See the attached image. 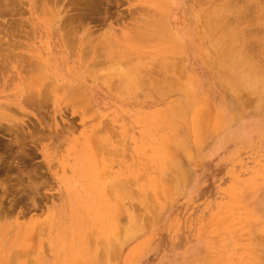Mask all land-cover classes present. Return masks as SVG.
Here are the masks:
<instances>
[{
	"label": "rangeland",
	"instance_id": "374dc122",
	"mask_svg": "<svg viewBox=\"0 0 264 264\" xmlns=\"http://www.w3.org/2000/svg\"><path fill=\"white\" fill-rule=\"evenodd\" d=\"M8 1L0 264H264V0Z\"/></svg>",
	"mask_w": 264,
	"mask_h": 264
},
{
	"label": "bare ground",
	"instance_id": "6f19581e",
	"mask_svg": "<svg viewBox=\"0 0 264 264\" xmlns=\"http://www.w3.org/2000/svg\"><path fill=\"white\" fill-rule=\"evenodd\" d=\"M7 1H8V0H7ZM8 2H9V1H8ZM161 2H162V1H161ZM161 2H160V3H161ZM1 3H2V2H1ZM79 3H80V1H79ZM165 3H166V1H165ZM165 3H164V4H165ZM228 3H230V1H229ZM244 3H245V2H244ZM7 4H8V3H7ZM226 4H227V3H225V5H226ZM222 5H223V4H222ZM227 5H228V4H227ZM0 6H1V4H0ZM228 6H229V5H228ZM3 7H4V6H3ZM5 7H6V6H5ZM222 7H224V6H222ZM245 8H246V7H245ZM2 9H3V10H6L7 8H6V9H5V8H2ZM217 9H218V8H217ZM239 9H241V8H239ZM243 9H244V8H243ZM262 10H263V9H262ZM1 11H2V10H1ZM1 11H0V12H1ZM215 11H216V10H215ZM215 11H214V13H215ZM224 11H225V10H224ZM226 11H227V10H226ZM226 11H225V14H224V15H227L226 13H227L228 11H227V12H226ZM230 11L232 12L233 10L231 9ZM2 12H3V11H2ZM236 12H237V11H236ZM238 12H239V11H238ZM241 12H242V11H241ZM218 13H219V12H218ZM218 13H217V14H218ZM222 13H223V11H222ZM162 14H163V13H162ZM215 14H216V13H215ZM232 14H233V13H232ZM240 14H242V13H240ZM243 14H244V13H243ZM218 15H219V14H218ZM218 15H217V17H218ZM230 15H231V14H230ZM233 15H234V14H233ZM162 16H163V15H162ZM215 16H216V15H215ZM215 16H213V17L215 18ZM220 16H221V15H220ZM222 16H223V14H222ZM234 16H235V15H234ZM160 17H161V16H160ZM237 17H238V16H237ZM220 18H221V17H220ZM223 18H224V17H222L221 19L223 20ZM239 18H240V17H239ZM241 18H242V17H241ZM217 19H219V18H217ZM236 19H238V18H236ZM210 20H214V19L211 18ZM219 20H220V19H219ZM222 20H220V21H222ZM156 21H157V20H156ZM158 23H159V21H158ZM158 23H157V24H158ZM210 23H212V22L210 21ZM218 25H219V23H218ZM219 26H220V25H219ZM158 27H159V25H158ZM161 27H162V25H161ZM161 27H160V28H161ZM227 27H228V26H227ZM160 28H158V29H160ZM154 29H155V28H154ZM163 29H164V27H163ZM155 30L158 31L157 29H155ZM160 31H161V30H160ZM163 32H166V31L164 30ZM230 32H231V31H230ZM230 32H229V33H230ZM160 33H161V32H160ZM224 33H225V32H224ZM221 34H222V33H221ZM227 34H228V33H227ZM227 34L225 33L226 36H227ZM160 35H161V34H160ZM160 35H159V36H160ZM144 36H145V35H144ZM154 36H155V35H154ZM146 37H147V39H148V35H146ZM219 37H220V36H219ZM141 38H142V37H141ZM144 38H145V37H144ZM144 38H143V39H144ZM214 38H215V37H214ZM220 38H223V36L220 37ZM226 38H227V37H226ZM226 38H225V39H226ZM234 38H236V37H233V39H234ZM215 39H216V38H215ZM145 40H146V38H145ZM148 40H149V39H148ZM216 40H218V39H216ZM219 40H220V39H219ZM221 40H222V39H221ZM221 40H220V41H221ZM223 41H224V40H223ZM218 42H219V41H218ZM218 42H216V43H218ZM233 42H234V41L232 40L231 43H233ZM220 43H221V42H220ZM231 43H229V45H230ZM235 43H236V42H235ZM235 43H233L232 45H234ZM218 44H219V43H218ZM220 45H222V44H220ZM235 45H236V44H235ZM235 45H234V47L232 46L233 49L230 48V49H228V50H229V51H232V52H233L234 50H237ZM217 46H218V45H217ZM257 46H259V45H257ZM262 46L264 47V45H262ZM262 46L260 47L259 50H261ZM219 47H220V46H219ZM229 47H231V46H229ZM222 48H223V46H222ZM255 49H256V48H255ZM257 49H258V48H257ZM257 49H256V50H257ZM263 50H264V49L262 48V52H263ZM237 51H238V50H237ZM246 51H247V50H246ZM246 51H244V52H246ZM11 52H12V50H11ZM250 52L253 53L252 51H250ZM226 53H227V51H226ZM228 53L230 54V52H228ZM228 53H227V54H228ZM234 53H236V51H234L233 54H234ZM247 53H248V51L246 52V54H247ZM15 54H18V52H16ZM21 54H22V53H20V55H21ZM23 54H24V53H23ZM23 54H22V55H23ZM222 54H224V56H225V53H224V52H222ZM229 54H228V55H229ZM233 54H232V55H233ZM256 54H258L257 51H256ZM256 54H255V55H256ZM20 55H18V56H20ZM24 55H25V54H24ZM228 55H226V57H227ZM230 55H231V54H230ZM230 55H229L228 57H230ZM238 55H239V53H238ZM247 55H248V54H247ZM255 55H254V56H255ZM222 56H223V55H222ZM234 56H236V55H234ZM250 56H251V55H250V53H249V56H247V60H248V57H249V59L251 58ZM256 56L261 57L259 54L256 55ZM226 57H225V58H226ZM239 57H240V56H239ZM242 57H243V56H242ZM259 57H258V62H259ZM225 58H224V59H225ZM236 58H237V57H235V58L233 57V60L235 59V61L239 62L240 60H239V59L236 60ZM224 59H223V60H224ZM230 59H231V58H230ZM253 59H254V57H253ZM255 59H256V58H255ZM225 60H226V59H225ZM245 60H246V59H245ZM245 60H244V61H245ZM228 61H229V60H228ZM231 61H232V60H231ZM163 62H164V61H163ZM240 62H242V61H240ZM247 62H248V61H247ZM247 62H246V63H247ZM251 62H252V61H251ZM253 62L255 63L256 61H253ZM260 62H261V61H260ZM133 63H134V62H133ZM228 63H229V62H228ZM233 63H234V62H233ZM233 63H232V64H233ZM235 63H236V62H235ZM243 63H245V62H243ZM161 64H162V63H161ZM163 64H164V63H163ZM230 64H231V63H230ZM255 64H257V63H255ZM138 65H139V64H138ZM138 65H134V64H133V67L137 66V69H138V68L140 67V66H138ZM240 65H242V63H241ZM245 65H246V64H245ZM251 65H252V64H251ZM251 65H248V64H247V65L245 66L246 69H245V68H242V66H237V67H239V68H242L241 70L238 69V70H240V71H238V73H239V72H240L241 74L243 73V75H241L240 73L238 74V73L236 72L237 75L235 76V75H234L235 73H234V74H233L234 76H232V77H233L232 79H234L233 82H237V85H238V83H239V85L241 86L240 83H243V81L246 80V79H248V77L251 78L250 75L247 76V75L250 73V71H246V72H245V70L250 69V68L247 67V66H251ZM259 65L262 66V64H260V63H259ZM263 65H264V64H263ZM243 66H244V65H243ZM254 66H255V65H254ZM254 66H253V67H254ZM257 66H258V65H257ZM261 66H260V67H261ZM260 67H259V68H260ZM29 68H30V67H29ZM255 68H256V66H255ZM262 68H263V66H262ZM135 69H136V67H135ZM139 69H144V67L142 68V65H141V67H140ZM252 69H253V68H252ZM31 70H32V69H31ZM33 70H34V68H33ZM228 70H229V69H228ZM230 70L232 71L233 69H230ZM253 70H254V69H253ZM41 71H42V70H41ZM235 71H237V70H235ZM241 71H244V72H241ZM254 71H255V70H254ZM254 71H253L252 73H254ZM256 71H257V70H256ZM256 71H255V72H256ZM29 72H30V70H29ZM135 72H136V71H135ZM138 72H139V71H138ZM140 72H142V70H141ZM247 72H249V73H247ZM258 72H259V71H257V74H258ZM32 73H36V72L33 71ZM232 73H233V72H232ZM244 73H247V75H244ZM252 73H251V74H252ZM262 73H263V71H262ZM41 74H42V73H41ZM257 74H256V75H257ZM132 75H134V74H132ZM132 75L129 77L130 79H131ZM254 75H255V74H254ZM135 77H136V76H135ZM260 77H261V75H260ZM260 77H258L259 82L262 80V79L260 80ZM255 78H256V77H255ZM262 78H263V77H262ZM127 79H128V78H127ZM132 79H133V78H132ZM135 79H136V78H135ZM135 79H133V80L135 81ZM250 80H251V81H254L255 79H254V78H251ZM125 81L127 82V80H125ZM128 81H131V80L128 79ZM246 81H247V80H246ZM248 81H249V80H248ZM127 83H128V82H127ZM130 83L132 84V81H131ZM134 83H135V82H134ZM246 83H247V82H246ZM253 83H254V82H253ZM262 83H263V82H262ZM131 84H129V85H131ZM125 85H126V84H125ZM129 85L126 86L125 88L128 87V89H129V87H131V86H129ZM134 85H135V84H134ZM232 85H233V83H232ZM253 85H254V84H253ZM120 86H121V85H120ZM136 86H137V85H136ZM246 86H247V85H245V87H246ZM251 86H252V85H251ZM123 87H124V86H123ZM246 88H247V87H246ZM130 89H131V88H130ZM253 90H254V89H253ZM127 91H128V90H127ZM40 105H41V104H40ZM40 105H39V106H40ZM22 130H26L25 127H24V129H22ZM4 132H5V131H4ZM11 135H12V134H11ZM23 136H24V135H23ZM15 138H16V137H15ZM26 138H27V136H26ZM16 139H17V138H16ZM16 141H17V140H16ZM21 141H22V140H21ZM25 141H26V140H25ZM20 143H21V142H20ZM22 144H23V143H22ZM25 144H26V143H25ZM22 147H23V146H22ZM31 177H32V176H31ZM17 181H18V180H17ZM30 182H32V181H30ZM20 185H21V184H20ZM32 186H34V185H32Z\"/></svg>",
	"mask_w": 264,
	"mask_h": 264
}]
</instances>
